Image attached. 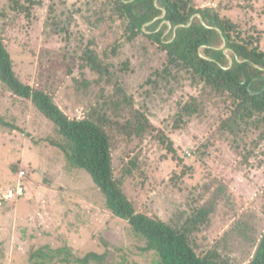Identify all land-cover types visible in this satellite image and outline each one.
<instances>
[{"label": "rangeland", "instance_id": "rangeland-1", "mask_svg": "<svg viewBox=\"0 0 264 264\" xmlns=\"http://www.w3.org/2000/svg\"><path fill=\"white\" fill-rule=\"evenodd\" d=\"M192 1L228 18L264 49V0ZM19 4L0 0V40L17 78L49 93L71 118H82L95 104L112 115L103 105L125 94L155 128L151 136L121 139L113 153L131 201L140 212L185 227L197 254L214 253L229 263L250 259L264 230V141L255 147L257 133L247 134L245 144L220 133L230 112L224 96L210 95L176 68L157 74L164 54L144 37L125 42L121 22L111 20L103 0ZM95 58L97 70L90 65ZM187 103L202 112L185 114ZM53 135L31 102L0 82V264H29L38 249L155 264L127 221L106 208L90 176L47 144ZM18 185L24 190L16 199ZM202 206L207 214L200 222L195 215Z\"/></svg>", "mask_w": 264, "mask_h": 264}, {"label": "trees", "instance_id": "trees-1", "mask_svg": "<svg viewBox=\"0 0 264 264\" xmlns=\"http://www.w3.org/2000/svg\"><path fill=\"white\" fill-rule=\"evenodd\" d=\"M11 1L20 7V0ZM103 3L104 9L110 11L111 20L121 22L125 42L144 37L164 54L162 69L157 74L163 70L166 75L167 70L176 68L190 74L210 95L224 96L230 112L221 119L220 133L229 132L233 142L239 139L244 144L247 134L257 133L259 141L251 142L255 147L264 141V49L257 46L252 35L244 34L235 23L213 9H197L192 0H103ZM90 65L96 70L99 67L97 59H92ZM0 82L14 96L29 100L52 124L54 135L45 139L47 144L58 149L71 168L84 170L90 176L103 195L106 208L115 217L127 221L133 235L144 242L142 250L156 256L155 264H264V230L254 242L250 259L229 263L214 253L197 254L185 227L174 228L138 210L125 191L123 175L114 166L113 153L121 139L151 136L155 128L143 113L133 111L125 94L112 105H103L112 107V115L95 104L82 118H71L49 93L17 78L1 40ZM186 105L185 114L203 110L195 103ZM248 153L253 154L251 150ZM129 165L135 166L134 161ZM125 171L131 172L129 168ZM206 214L202 206L195 219L202 222ZM190 222L193 225L196 221L191 218L187 223ZM56 260L62 264H112L107 262L106 254L89 252L75 258L59 249H38L30 254L29 264H54Z\"/></svg>", "mask_w": 264, "mask_h": 264}, {"label": "built area", "instance_id": "built-area-1", "mask_svg": "<svg viewBox=\"0 0 264 264\" xmlns=\"http://www.w3.org/2000/svg\"><path fill=\"white\" fill-rule=\"evenodd\" d=\"M19 187L16 189L15 193H17V195H22V188L20 185H18Z\"/></svg>", "mask_w": 264, "mask_h": 264}, {"label": "water", "instance_id": "water-1", "mask_svg": "<svg viewBox=\"0 0 264 264\" xmlns=\"http://www.w3.org/2000/svg\"><path fill=\"white\" fill-rule=\"evenodd\" d=\"M224 45H225V43H224V41H223L222 48H224ZM229 61H230V65H231L232 61H231V60H229Z\"/></svg>", "mask_w": 264, "mask_h": 264}]
</instances>
